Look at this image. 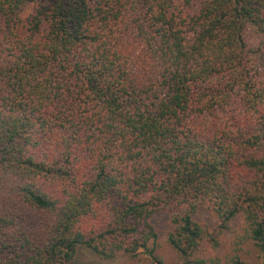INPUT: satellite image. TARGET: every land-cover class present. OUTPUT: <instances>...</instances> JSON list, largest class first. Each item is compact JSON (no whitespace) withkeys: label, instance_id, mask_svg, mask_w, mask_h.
Wrapping results in <instances>:
<instances>
[{"label":"trees","instance_id":"obj_1","mask_svg":"<svg viewBox=\"0 0 264 264\" xmlns=\"http://www.w3.org/2000/svg\"><path fill=\"white\" fill-rule=\"evenodd\" d=\"M203 208L264 263V0H0V264H165L164 211L190 258Z\"/></svg>","mask_w":264,"mask_h":264},{"label":"rangeland","instance_id":"obj_2","mask_svg":"<svg viewBox=\"0 0 264 264\" xmlns=\"http://www.w3.org/2000/svg\"><path fill=\"white\" fill-rule=\"evenodd\" d=\"M32 10V5H26L23 15L29 14ZM198 219L207 226L210 233L216 235L218 244L215 245L207 238L197 253L190 258H183L169 242V234L174 227L171 222V214L164 211L154 217L153 222L159 233L156 250L162 256L165 264H211L212 258L219 261L220 264H235V258H239L243 264H264L256 246L240 237L242 232L240 223L233 224L229 230L221 231L216 214L208 208L202 209ZM82 252L80 263L137 264V258L129 254L121 255L115 260H107L96 256L91 251L83 250ZM199 259H204L206 262L199 263Z\"/></svg>","mask_w":264,"mask_h":264}]
</instances>
